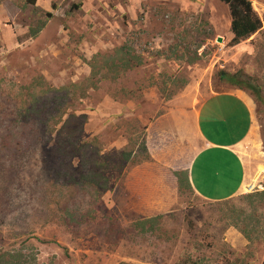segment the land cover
I'll list each match as a JSON object with an SVG mask.
<instances>
[{
	"label": "rangeland",
	"instance_id": "374dc122",
	"mask_svg": "<svg viewBox=\"0 0 264 264\" xmlns=\"http://www.w3.org/2000/svg\"><path fill=\"white\" fill-rule=\"evenodd\" d=\"M250 1L263 26L232 44L228 5L219 0H34L33 5L28 0H0L3 129L12 128L5 126L6 108L26 96L33 79L55 87L82 82L95 53L128 40L144 57L141 68L114 81H100L98 75L96 87L72 106L88 118L79 136L86 144L83 151L128 155L120 174L116 166L108 171L103 211L94 208L95 218L86 214L76 227L53 217L43 221L37 212L42 204L28 182L41 176V156L36 152L38 156L17 174L16 163L1 157L2 174L13 178L10 191L19 194L9 204L0 199V248L23 254L20 261L10 258L11 262L264 264V0ZM43 12L51 15L35 36L28 37V29L44 18ZM171 47L176 54L172 58ZM221 70L258 83L261 101L249 89L220 81ZM119 88L132 91L119 93ZM225 90L245 94L252 128L238 146L245 168L241 191L213 202L177 181L187 174L201 145L193 121L198 103ZM102 112L109 118L102 123L104 129L96 127L104 119ZM13 130L16 135L18 128ZM21 173L35 201L17 185ZM2 180L0 174V192ZM86 207L88 203H81V217Z\"/></svg>",
	"mask_w": 264,
	"mask_h": 264
},
{
	"label": "trees",
	"instance_id": "16d2710c",
	"mask_svg": "<svg viewBox=\"0 0 264 264\" xmlns=\"http://www.w3.org/2000/svg\"><path fill=\"white\" fill-rule=\"evenodd\" d=\"M28 1L30 5L34 4V0ZM219 1L228 5L232 44L249 38L262 28L263 21L254 11L250 0ZM34 10L43 11L37 7H34ZM50 15L48 12H43L44 18L38 20L36 26H30L28 29V37L35 36L45 25V17ZM170 49L168 57L172 58L176 55L175 49L172 47ZM195 59V57L190 58L189 61ZM143 64V55L133 50L131 41H124L112 50L95 53L88 60L90 72L84 81L55 87L43 80L33 79L27 85L29 91L26 96L24 98L19 96L6 108L8 113L5 114L7 118L4 120L5 126L12 125V128L3 129V125L0 127V163H4L1 157H6V160L12 164L16 163L15 174H17L18 168L22 166L24 168V165L37 155L36 152L41 156L38 160V172L41 176L30 177L28 182L37 194V199H40L39 204H42L43 210L37 212H41L43 221L53 217V220L59 224L76 227L81 221H85L83 217L86 214L87 217L97 216L94 208L97 212L103 211L101 195L108 189V171L116 169V166L120 174L128 155L124 154L120 158V154H104L100 153L99 149L90 153L83 151L86 144L79 141V136L88 118L85 112L77 113L72 106L76 101L86 98L89 91L96 87L98 75L100 81L105 79L114 81L130 71L141 68ZM218 78L232 86L249 89L256 100L261 101V87L258 83L242 78L239 73L223 70L218 72ZM119 91L126 93L132 89L119 88ZM113 97L120 96L114 94ZM14 128H18L16 135L13 134ZM15 136L17 139H14ZM25 140L27 146L24 145ZM2 171L3 169H0L4 181L0 199L9 204L15 197H19V194H15L12 190V198L9 182L12 183L13 178L5 177ZM183 175L178 178V185L181 187L184 184L192 189L188 175L186 173ZM34 178L36 179L33 180ZM16 182L20 189H25L22 173ZM31 193V189H25V196ZM30 197L31 202L36 200L31 195ZM81 203H88L86 207L88 211L82 217L79 208ZM143 224L140 227H143ZM245 236L249 237L247 232ZM22 256L23 254L18 250L10 254L0 248V264H20V262H11L10 258L20 261ZM188 264H195V260Z\"/></svg>",
	"mask_w": 264,
	"mask_h": 264
},
{
	"label": "crops",
	"instance_id": "0c3cea01",
	"mask_svg": "<svg viewBox=\"0 0 264 264\" xmlns=\"http://www.w3.org/2000/svg\"><path fill=\"white\" fill-rule=\"evenodd\" d=\"M103 100L107 102L108 98ZM118 107L122 110V106ZM90 117L94 124L95 118ZM103 118L96 127L105 128L102 123H107L109 118ZM193 121L201 145L187 166L190 186L198 197L207 201L230 199L243 186L245 168L238 146L252 128L250 102L238 90L214 92L198 103Z\"/></svg>",
	"mask_w": 264,
	"mask_h": 264
}]
</instances>
